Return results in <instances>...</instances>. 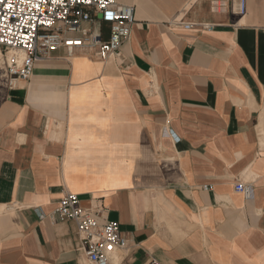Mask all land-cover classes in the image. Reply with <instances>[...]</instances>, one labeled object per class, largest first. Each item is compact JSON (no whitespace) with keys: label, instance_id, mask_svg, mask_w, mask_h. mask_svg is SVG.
I'll return each instance as SVG.
<instances>
[{"label":"crops","instance_id":"crops-1","mask_svg":"<svg viewBox=\"0 0 264 264\" xmlns=\"http://www.w3.org/2000/svg\"><path fill=\"white\" fill-rule=\"evenodd\" d=\"M119 1L107 60L60 47L9 89L0 45V264H93L66 190L119 222L110 264H264V0Z\"/></svg>","mask_w":264,"mask_h":264},{"label":"built area","instance_id":"built-area-1","mask_svg":"<svg viewBox=\"0 0 264 264\" xmlns=\"http://www.w3.org/2000/svg\"><path fill=\"white\" fill-rule=\"evenodd\" d=\"M211 1L215 10L229 4V0ZM238 11L246 12V0H238ZM99 21L110 25L106 39ZM135 22V7L119 0H0V45L6 54L4 82L9 89L15 88L30 78L36 61L60 47L69 55L80 48L101 60L118 55ZM236 190L246 191V187L237 183ZM57 211L62 218L74 221L80 248L93 264H110L112 254L126 245L119 222L101 221L99 212L84 208L75 192H64ZM147 264L161 263L151 259Z\"/></svg>","mask_w":264,"mask_h":264}]
</instances>
